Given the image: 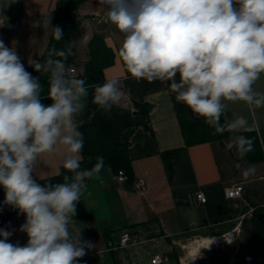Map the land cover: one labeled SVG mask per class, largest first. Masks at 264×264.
Segmentation results:
<instances>
[{"label": "crops", "instance_id": "crops-1", "mask_svg": "<svg viewBox=\"0 0 264 264\" xmlns=\"http://www.w3.org/2000/svg\"><path fill=\"white\" fill-rule=\"evenodd\" d=\"M54 1L0 0V40L15 50L25 69L49 46L56 21ZM92 11L102 13L105 19H93L89 15ZM107 11L102 0H88L73 13L71 57L64 77L69 81L79 79L91 59L90 39L103 36L115 53V63L104 71V76L106 83L114 82L116 99L105 102H127L130 106L136 101L152 106L148 115L137 116L135 125L119 133L120 141L128 145L134 180H144L147 190L141 193L133 185L118 181L108 168L95 171L92 180L80 189L75 216L68 225L70 234L75 236L79 232L82 243L93 245L86 249L80 264H152L156 254L168 258L158 264H185L186 259L187 264H207L213 256L211 251L202 250L190 259L183 246L195 238L221 235L237 228L239 233L226 253H233L235 259L231 261L244 258L243 236L248 234V244L253 234L249 213L255 208L264 209V159L250 160L238 144L243 134L255 132L264 152V72L252 83L251 101L221 97L229 137L192 146L186 154L165 161L164 152L185 146L176 108L184 109L194 121L202 117L177 101L171 84L180 82L179 73L173 80L157 78L153 82L137 80L128 73L118 50L123 34L107 19ZM71 69L78 76H72ZM83 86L87 92V86ZM87 101L88 93L80 97L83 107L72 117L78 126L92 119L93 109L86 106ZM239 118L246 125L231 127ZM68 134L70 130L62 126L61 136L52 149L37 155L31 173L35 181L57 175L64 161L73 157L69 145L61 142ZM75 156L78 161L82 159L81 152ZM251 169L254 171L245 176V171ZM237 184L244 186V195L228 198L227 190ZM200 191L207 198L205 204L194 198ZM25 219L23 214H14L3 226L15 232L10 242L27 243L26 233L19 230ZM125 231L134 234L137 241L120 245Z\"/></svg>", "mask_w": 264, "mask_h": 264}, {"label": "clouds", "instance_id": "clouds-1", "mask_svg": "<svg viewBox=\"0 0 264 264\" xmlns=\"http://www.w3.org/2000/svg\"><path fill=\"white\" fill-rule=\"evenodd\" d=\"M102 2L108 6L107 19L123 34L118 50L132 77L153 82L173 80L179 73L180 82L171 84L177 101L206 123L218 122L221 97L252 100V83L264 72V0ZM53 34L59 39L61 29L55 28ZM55 64L45 68L51 71L48 98L52 101L46 106L41 102V84L15 50L0 40V186L3 204L25 216L19 230L27 235L26 244L12 243L13 231L0 228V264H80L86 249L93 247L81 242L79 232L73 236L68 230L82 181L91 173L77 171L76 182L54 188L41 187L31 176L37 155L52 149L62 126L70 134L61 142L74 154L64 161L65 169L79 168L75 154L84 145L72 119L83 107L79 100L87 94L84 81L66 80L63 64ZM33 67L40 71L43 66ZM96 92L97 103L115 102L114 82ZM246 123L239 118L231 127ZM238 149L250 151L251 143L241 138ZM97 159L99 171L103 157ZM250 171L254 169L244 175Z\"/></svg>", "mask_w": 264, "mask_h": 264}, {"label": "trees", "instance_id": "trees-1", "mask_svg": "<svg viewBox=\"0 0 264 264\" xmlns=\"http://www.w3.org/2000/svg\"><path fill=\"white\" fill-rule=\"evenodd\" d=\"M88 0H55L56 10L55 28L61 29V37L57 39L52 33L48 48L41 56H36V63H32L26 70L41 84V102L46 106L52 101L48 98L50 87L51 71L56 67L55 62L59 61L66 68L70 63L71 43H72V15L81 5ZM53 29V31H54ZM91 59L85 65L83 72L78 76L87 86L88 101L86 106L93 109V116L90 123L78 126L77 130L83 136L82 159L79 168L75 171L67 170L63 166L60 172L52 177L37 180L41 187L54 188L59 184H72L76 182V172H90L91 176H85L82 187L86 186L94 177L98 157H103L101 168H108L114 175L123 172L126 175L125 183L132 186L134 180V170L132 160L128 153V145L120 141L119 133L122 129L135 125L137 116L148 115L152 109L149 103L132 102L127 106L112 102L97 103L95 97L96 89L106 83L104 71L115 63V53L106 44L104 37L93 36L89 41ZM40 64L43 67L40 71L34 70V65ZM72 75V74H71ZM182 135L185 140L183 148L166 151L163 153L165 161H171L188 152L192 146L211 143L230 136V131L221 109L218 122L206 123L202 117L200 121L192 120L188 113L182 108H176ZM218 129H221L218 131ZM242 138L251 143V150L246 151L247 156L252 161L264 159L263 148L257 133L243 134ZM248 144L245 143V148ZM4 189L0 186V228L5 226L9 219L18 214V209L3 204ZM246 220H243V225ZM252 226V237L249 240L250 255L237 261H229L226 258H211L207 264H264V209L255 208L250 218ZM214 236V235H213ZM171 241V240H169ZM115 264H118L115 261Z\"/></svg>", "mask_w": 264, "mask_h": 264}, {"label": "built area", "instance_id": "built-area-1", "mask_svg": "<svg viewBox=\"0 0 264 264\" xmlns=\"http://www.w3.org/2000/svg\"><path fill=\"white\" fill-rule=\"evenodd\" d=\"M89 15H90V17H92L93 19L98 20V21H102L105 19V16L102 13L92 11L89 13ZM2 21H3V19H2V15H1V9H0V23H2ZM32 63H36V60L34 59ZM70 73L72 74V76H77L76 70H74V69H71ZM115 178L120 182H125L127 179L126 175L123 172H120L118 175H115ZM133 187L136 190L140 191L141 193H144L147 190L146 183L142 179L134 182ZM244 192H245L244 186L242 184H237V185L230 187L227 190V196H228V198H240L244 195ZM194 198L199 204H205L207 202V198H206L205 194L201 191L197 192L195 194ZM253 212H254V209H252L249 214L252 215ZM2 228L7 229L5 227H2ZM238 233H239L238 228L234 229L232 232H229L228 234H226V236H227L226 241L228 242L229 239L232 240L233 238H235L238 235ZM14 235H15V232H13V235L11 237H13ZM220 237H222V236H220ZM197 239L198 238H195L194 240H197ZM135 241H137V237L134 234H131L130 232L125 231L122 234V237H121L119 244L120 245H127L128 243L135 242ZM193 241H191V243H193ZM191 243H189V244H191ZM186 246H183V247L185 248ZM220 246H221L220 248L226 247V245L223 243V241L221 242ZM215 247H217V246L216 245L211 246V247L205 246L202 250L211 251ZM167 259L168 258L166 256H164L163 254H156L152 259V264H158V263L166 261Z\"/></svg>", "mask_w": 264, "mask_h": 264}, {"label": "bare ground", "instance_id": "bare-ground-1", "mask_svg": "<svg viewBox=\"0 0 264 264\" xmlns=\"http://www.w3.org/2000/svg\"><path fill=\"white\" fill-rule=\"evenodd\" d=\"M234 230V229H233ZM232 230V231H233ZM231 231V232H232ZM226 234H228V233H225V234H221V235H216V236H210V237H200V238H198V240H192L193 241V243H191V245H190V249L188 250L189 252H188V254H189V258L190 259H192L195 255H197L198 253H200L201 251H202V249L205 247V246H207L208 245V243H209V240L208 239H210L211 240V243L208 245L209 247H211V246H214V245H216L217 247H221L220 246V244H221V242L223 241V243L226 245V246H228V245H230L233 241H234V238L231 240V239H229L228 240V242L226 241V238H227V236H226ZM220 236H222V237H220ZM230 241V242H229ZM207 246V247H208ZM190 251H192V254H191V252ZM194 252V253H193ZM191 255V256H190ZM189 261L186 259L185 260V264H187Z\"/></svg>", "mask_w": 264, "mask_h": 264}, {"label": "rangeland", "instance_id": "rangeland-1", "mask_svg": "<svg viewBox=\"0 0 264 264\" xmlns=\"http://www.w3.org/2000/svg\"><path fill=\"white\" fill-rule=\"evenodd\" d=\"M247 232V231H246ZM250 236V235H249ZM250 238V237H249ZM198 240V239H197ZM243 240L244 241H242L241 242V245H244V257H248L249 255H250V250H249V244H246L247 243V241H248V234H245L244 236H243ZM189 243H191V242H188V244H186L187 246L184 248L185 250V252L187 253L188 252V250L190 249V245L191 244H189ZM227 246L225 247V248H220V247H215L214 249H212L211 250V253H213V256L211 257V258H220V257H222V258H226V259H228V260H234L235 258L234 257H232L233 256V253H231V255L232 256H227ZM191 252V254H192V251H190ZM210 252V251H209ZM194 253V252H193ZM191 256V255H190ZM210 257V256H209ZM211 258H209V260L211 259Z\"/></svg>", "mask_w": 264, "mask_h": 264}, {"label": "water", "instance_id": "water-1", "mask_svg": "<svg viewBox=\"0 0 264 264\" xmlns=\"http://www.w3.org/2000/svg\"><path fill=\"white\" fill-rule=\"evenodd\" d=\"M263 250H264V248H263Z\"/></svg>", "mask_w": 264, "mask_h": 264}]
</instances>
